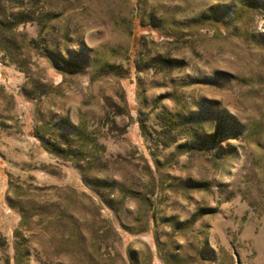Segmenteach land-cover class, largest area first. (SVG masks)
<instances>
[{
  "label": "rangeland",
  "instance_id": "obj_1",
  "mask_svg": "<svg viewBox=\"0 0 264 264\" xmlns=\"http://www.w3.org/2000/svg\"><path fill=\"white\" fill-rule=\"evenodd\" d=\"M0 264H264V0H0Z\"/></svg>",
  "mask_w": 264,
  "mask_h": 264
}]
</instances>
